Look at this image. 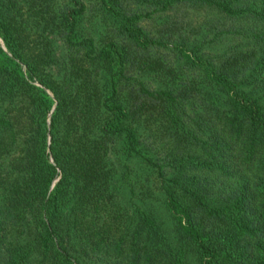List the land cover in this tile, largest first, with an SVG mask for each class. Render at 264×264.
I'll use <instances>...</instances> for the list:
<instances>
[{"label":"trees","instance_id":"1","mask_svg":"<svg viewBox=\"0 0 264 264\" xmlns=\"http://www.w3.org/2000/svg\"><path fill=\"white\" fill-rule=\"evenodd\" d=\"M0 38V264H264V0H0Z\"/></svg>","mask_w":264,"mask_h":264},{"label":"rangeland","instance_id":"2","mask_svg":"<svg viewBox=\"0 0 264 264\" xmlns=\"http://www.w3.org/2000/svg\"><path fill=\"white\" fill-rule=\"evenodd\" d=\"M88 14V13H87ZM89 18V17H88ZM96 24V23H95ZM83 25H87L88 27H90L88 25L87 21L83 22ZM94 26V25H93ZM99 26V25H98ZM85 30H89L88 28H85ZM101 28L100 27H95L94 26V30L93 33H91L93 35H95L96 37L99 36V34L101 33ZM221 43V45H225L226 43L230 42V40L228 39H223L219 41ZM231 42H236L235 40L231 39ZM0 47L4 49V45L3 42L0 38ZM58 48V46H57ZM5 53L8 55V53L5 51ZM0 58H1V54H0ZM19 65L22 67V69L24 68L23 65H21L19 63ZM36 85H38L39 89L42 90V92L48 96L49 98V102L51 107L54 106V100L52 98V94L51 92L42 87V85H39V83L34 82ZM116 154V153H115ZM116 158L119 159V156L116 154ZM131 164H133V176L135 177V179L137 178L138 180H140V182H146L145 177H146V172H144L141 167L137 164V162L134 160L133 162H131ZM158 196V195H157ZM156 196V198H158ZM160 203V199H154V200H150V203H148V209L152 212L153 217L159 222V224L161 225V227L165 230L166 234L168 235L169 239H170V243L171 244H175L176 242V236H175V232L173 230V224L172 221L170 219V217L168 216V214L165 212L164 208L162 207ZM194 260H193V255L189 254V261L188 264H194Z\"/></svg>","mask_w":264,"mask_h":264}]
</instances>
